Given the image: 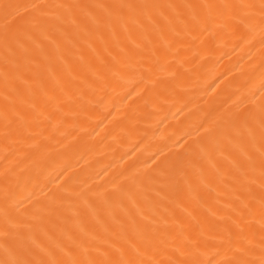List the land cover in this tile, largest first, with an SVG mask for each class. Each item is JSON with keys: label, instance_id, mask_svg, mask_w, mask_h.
<instances>
[{"label": "bare ground", "instance_id": "6f19581e", "mask_svg": "<svg viewBox=\"0 0 264 264\" xmlns=\"http://www.w3.org/2000/svg\"><path fill=\"white\" fill-rule=\"evenodd\" d=\"M0 264H264V0H0Z\"/></svg>", "mask_w": 264, "mask_h": 264}]
</instances>
